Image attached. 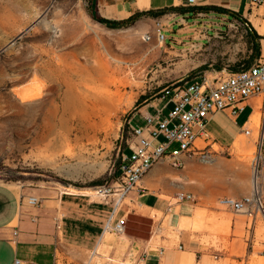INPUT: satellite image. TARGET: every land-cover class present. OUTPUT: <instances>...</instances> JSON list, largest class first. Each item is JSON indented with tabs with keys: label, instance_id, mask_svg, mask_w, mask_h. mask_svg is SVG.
<instances>
[{
	"label": "rangeland",
	"instance_id": "1",
	"mask_svg": "<svg viewBox=\"0 0 264 264\" xmlns=\"http://www.w3.org/2000/svg\"><path fill=\"white\" fill-rule=\"evenodd\" d=\"M250 13L248 19L264 36L255 23L257 18L264 21V2ZM210 15L198 21L208 24L216 37L199 48L174 44L177 49L167 37L176 36L173 30L179 29L183 15H171L169 29H163L161 17L110 28L90 16L87 0H0V183L50 194L91 191L113 182L130 153V119L135 115L133 124H145L137 113L143 105L162 98L166 88L252 63H247L252 48L245 25L226 14ZM160 29L168 43L160 40ZM261 44L263 53L264 37ZM119 61L137 70L136 85L120 86L121 101L97 105L81 94L94 83L116 90L108 72ZM37 87L41 95L22 96ZM259 98L252 133L237 145L238 154L252 162L254 189L264 199V93ZM80 117L88 135L77 141ZM257 215L258 241L248 247L253 253L227 264H264V214Z\"/></svg>",
	"mask_w": 264,
	"mask_h": 264
},
{
	"label": "crops",
	"instance_id": "2",
	"mask_svg": "<svg viewBox=\"0 0 264 264\" xmlns=\"http://www.w3.org/2000/svg\"><path fill=\"white\" fill-rule=\"evenodd\" d=\"M205 4L240 11L247 18L254 9L245 0H197V5ZM178 5L184 0H98L101 14L112 19ZM171 15L178 16L171 11L160 16L163 29L171 27ZM209 16L198 13L192 22L182 16L181 26L173 30L176 36L167 37L170 45L190 49L207 44L216 34L198 20ZM259 97L236 116L222 111L207 122V131L226 155L206 162L185 154L181 168L165 157L142 178L123 206L127 215L123 234L106 229L112 205L92 197L90 191L40 194L23 184L0 183V264H90L94 258L97 264H227L251 256L248 247L254 248L258 241V215L253 220L231 211L220 206L218 198L242 197L255 190L252 162L238 154L237 143L241 145L245 129L255 125ZM171 107L157 98L137 113L144 118L164 108L167 114ZM181 191L193 193L195 200L180 201ZM32 193L42 197L40 207L28 204L26 196Z\"/></svg>",
	"mask_w": 264,
	"mask_h": 264
},
{
	"label": "built area",
	"instance_id": "3",
	"mask_svg": "<svg viewBox=\"0 0 264 264\" xmlns=\"http://www.w3.org/2000/svg\"><path fill=\"white\" fill-rule=\"evenodd\" d=\"M245 1L252 7L264 2ZM184 5H197V0H184ZM159 38L166 40L162 29L159 30ZM217 73L212 78L204 75L201 81L166 88L162 99L172 106L167 114H164V108H160L156 113L144 116L145 124L130 123L133 139L129 145L130 153L123 158L120 175L113 182L96 186L90 191L92 197L112 205L107 230L125 233L127 215L123 206L126 199L163 158L170 157L172 164L181 168L184 166L182 155L199 156L204 161H210L213 154L222 152L207 131L206 124L218 112L236 116L248 102L264 93V52L249 65ZM245 133L251 134L252 129H245ZM26 197L31 206L42 205L39 194L32 193ZM177 198L180 201L195 200L193 193L183 191L177 194ZM218 202L231 211L243 212L252 218L258 213L264 214V199L256 190L242 197L222 195ZM261 253L264 257V248Z\"/></svg>",
	"mask_w": 264,
	"mask_h": 264
},
{
	"label": "trees",
	"instance_id": "4",
	"mask_svg": "<svg viewBox=\"0 0 264 264\" xmlns=\"http://www.w3.org/2000/svg\"><path fill=\"white\" fill-rule=\"evenodd\" d=\"M87 10L93 19L105 24L106 26L110 28L127 27V26L132 25L139 19L147 18V17H154V18L160 17L162 14L168 11L176 12L178 15L189 16L193 18L198 13H207V14H210V12L222 13V14L231 16L233 19L238 20L245 25L248 35H249V41L251 44V48H252V52L250 54V58L247 61V63L254 62V60L258 58L262 53L261 40L264 36L258 33V31L254 27L252 22L247 17H245L240 11H235L230 8L223 7V6L216 5V4L178 5V6H171V7H166V8L157 9V10H147V11L138 10L135 13H133L131 16L125 19H112V18H107L103 16L99 10L98 0H87ZM205 68L206 67L201 68V69H205ZM238 68L239 67L233 68V70H236ZM193 81L194 80L188 81L187 84ZM121 166H120V170H121Z\"/></svg>",
	"mask_w": 264,
	"mask_h": 264
},
{
	"label": "bare ground",
	"instance_id": "5",
	"mask_svg": "<svg viewBox=\"0 0 264 264\" xmlns=\"http://www.w3.org/2000/svg\"><path fill=\"white\" fill-rule=\"evenodd\" d=\"M255 23L258 25V27L260 28L261 31H264V21H262L261 19H258L255 21ZM147 37L150 38V36H147ZM119 62H120L119 64H117L114 68H112L110 70V72H108V73H110L109 77L111 78V76H112L111 80H113L117 84L116 90L110 89L106 83H94L91 86H89L88 89H85L81 94L85 98L93 99V102L97 105H99V104L104 105L105 104L106 106L107 105L108 106L109 105L114 106V104H116L115 102L121 101L123 99L124 93H121L120 86H125V87L131 86L132 87V86L136 85L135 74H136L137 70L135 71V68L130 67V66H124L123 62H121V61H119ZM73 90H74V88H73ZM68 91H66V94H68ZM41 94H42L41 88L37 87V89H32V90L30 89V90L24 91V93H22V96L23 97H28V95L29 96H39ZM70 94H71V92H70ZM64 105L65 106L67 105L66 102H64ZM97 105H95V106H97ZM106 106H102V108L103 107L106 108ZM108 109H110V107ZM77 121H78V125L76 128L78 129L79 134H78L76 139H77V141H80L81 139L87 137L88 131L84 127L85 122L83 121V119L81 117ZM47 130L49 133H51L53 130L52 126H51V128H48ZM65 138L67 140H69L68 136H65Z\"/></svg>",
	"mask_w": 264,
	"mask_h": 264
}]
</instances>
